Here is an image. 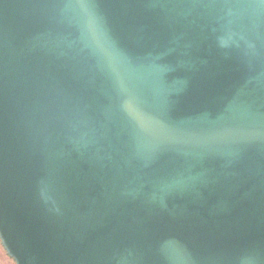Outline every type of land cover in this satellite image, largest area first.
Wrapping results in <instances>:
<instances>
[{
    "label": "water",
    "instance_id": "obj_1",
    "mask_svg": "<svg viewBox=\"0 0 264 264\" xmlns=\"http://www.w3.org/2000/svg\"><path fill=\"white\" fill-rule=\"evenodd\" d=\"M0 245L264 264V5L0 0Z\"/></svg>",
    "mask_w": 264,
    "mask_h": 264
},
{
    "label": "rangeland",
    "instance_id": "obj_2",
    "mask_svg": "<svg viewBox=\"0 0 264 264\" xmlns=\"http://www.w3.org/2000/svg\"><path fill=\"white\" fill-rule=\"evenodd\" d=\"M0 264H14V262L9 258L2 246L0 245Z\"/></svg>",
    "mask_w": 264,
    "mask_h": 264
},
{
    "label": "snow or ice",
    "instance_id": "obj_3",
    "mask_svg": "<svg viewBox=\"0 0 264 264\" xmlns=\"http://www.w3.org/2000/svg\"><path fill=\"white\" fill-rule=\"evenodd\" d=\"M82 2H87V0H82ZM254 2H258L261 5H264V0H254Z\"/></svg>",
    "mask_w": 264,
    "mask_h": 264
}]
</instances>
